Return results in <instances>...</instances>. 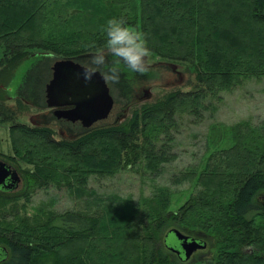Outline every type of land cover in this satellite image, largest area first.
Wrapping results in <instances>:
<instances>
[{
  "label": "trees",
  "instance_id": "trees-1",
  "mask_svg": "<svg viewBox=\"0 0 264 264\" xmlns=\"http://www.w3.org/2000/svg\"><path fill=\"white\" fill-rule=\"evenodd\" d=\"M61 2L0 0V17L9 18L0 20L8 63L21 62L36 47L68 57L95 50L104 45L101 28L107 20L122 18L145 34L153 53L196 63L197 78L207 87L171 94L127 124L59 142L48 128L11 126L19 157L34 166L23 174L21 196L29 199L34 188L62 189L83 197L87 210L53 212L46 229L58 235L54 242L40 237L35 244L18 229L0 225V264H187L190 260L170 249L171 231L179 226L221 240L218 257L201 264H264V120L237 123L236 147L211 154L204 170L198 157L209 152L207 146L195 157L190 152L186 170L171 171L181 156L178 139L188 135L186 116L198 123L209 111L213 119V98L222 101L223 92L264 77V0H74L81 3L77 10H84L70 21ZM240 15L245 18L238 25L230 20ZM57 16L60 30L44 34ZM120 174L153 182L169 176L172 185L159 184L151 195L138 197L89 191L92 181ZM175 185L185 189L174 190ZM188 190L190 201L178 212L169 211L172 196ZM141 227L152 233L142 236Z\"/></svg>",
  "mask_w": 264,
  "mask_h": 264
},
{
  "label": "rangeland",
  "instance_id": "rangeland-1",
  "mask_svg": "<svg viewBox=\"0 0 264 264\" xmlns=\"http://www.w3.org/2000/svg\"><path fill=\"white\" fill-rule=\"evenodd\" d=\"M67 1L62 0L61 3L62 5L67 4L64 9L66 10L65 15L69 19L68 21L74 17L81 16V12L84 9L77 10L78 5L81 3H75L74 0ZM92 3L95 2L92 1ZM96 5H99V3ZM232 9L236 10L233 6L231 7ZM98 13L99 16H102L101 18L106 16L104 10ZM93 14L95 12L91 13V15ZM240 16L228 18L238 25L245 18L243 15ZM6 17L8 16L3 15L0 20L8 21L9 18ZM58 19V16L55 17V21ZM258 26L259 30H262V25ZM59 30L56 21L47 27L44 34L51 35ZM101 33L103 35V31ZM256 35L258 36V34ZM221 37L226 39V35L222 34ZM102 38H105V36ZM95 50L83 52L76 57H68L36 47L30 49L28 51L30 53L21 62L8 63L4 57V50L0 46V160H6L12 164L21 177L18 189L13 191V194L0 195V225L11 230L18 229L21 231L20 233H23L26 241L31 240L38 244L40 243V237L43 239L46 237L54 242V237L58 235H54V232H49L46 229V225L51 219V214L70 208H74L77 211H85L87 210V205L86 201L84 202L82 199L83 197L75 196L70 191L57 188L39 190L34 188V191L29 192V199L21 196L26 188L23 174H26L24 173L26 170H34V166L19 157L17 151L19 148L12 141L10 128L16 124H24L29 128H48L52 132V137L58 142L66 139L61 132L70 137L68 139H72L94 130L87 128L81 122H73L60 114L66 108L49 107L47 104V86L52 80V68L58 60L72 58L80 65H84ZM149 64L150 71L145 75H139L123 69L121 81L118 85L113 86L107 83L111 96L116 104L119 105L117 114L119 121L115 124L129 123L137 112L144 111L145 108L166 99L171 94L182 92L197 93L207 87L205 80L199 81L197 78L198 65L196 63L174 60L153 53ZM170 77H172L173 83L168 82ZM145 90L149 91V96L144 97ZM222 94L224 98L222 101L216 98L212 99L213 119L209 118V111H205L204 118L198 123L197 121L199 120L193 116H186L184 133L188 135L187 137L184 136L183 139H178L181 146L175 149L179 150L178 153L181 156L179 155L180 157L174 164L175 166L171 167L172 174L180 172L178 168L186 170L192 162L189 155L190 152L195 157L197 155L196 151L200 152L203 147L207 146L209 152L203 158L202 155H198L200 159L198 164L201 162V170H204L209 163L208 160L211 154L236 147L237 135L234 126L237 123L251 121L255 122L254 124H258L264 120V77L260 79L251 77L246 80L243 86L235 87V89ZM115 124L113 122L111 125ZM111 125L96 129L107 128ZM25 147H28V144ZM244 164L246 163L244 162ZM169 166L167 167L169 168ZM121 175L123 174L104 180L102 183L92 181L90 187L92 190L89 191L104 197L113 195L138 197L139 195H151L154 187L159 184L172 185V179L169 176L153 182L152 179H147L145 176L124 174L123 178H120ZM181 188L185 189L183 186H173L174 190H180ZM191 198L192 190L173 195L169 211L178 212ZM261 198L263 201L264 194ZM170 227L174 228L175 226L170 225ZM141 228L142 236L152 233L151 229ZM177 228L188 236L204 239L208 243L207 249L199 250L192 256L190 261L193 264H201V262L218 257L221 241L219 237H209L204 233L181 226ZM172 243L178 245L179 241L176 237H173ZM190 261L187 264H190Z\"/></svg>",
  "mask_w": 264,
  "mask_h": 264
},
{
  "label": "water",
  "instance_id": "water-1",
  "mask_svg": "<svg viewBox=\"0 0 264 264\" xmlns=\"http://www.w3.org/2000/svg\"><path fill=\"white\" fill-rule=\"evenodd\" d=\"M52 71V80L47 86L49 107L69 108L60 114L73 122H81L89 129L118 123L119 105L99 74L86 81L82 65L72 58L58 60ZM20 182L18 170L7 161L0 160V192L16 191ZM171 232L179 244H173L170 249L185 261H189L197 251L207 248L206 242L188 236L179 229H172Z\"/></svg>",
  "mask_w": 264,
  "mask_h": 264
},
{
  "label": "clouds",
  "instance_id": "clouds-1",
  "mask_svg": "<svg viewBox=\"0 0 264 264\" xmlns=\"http://www.w3.org/2000/svg\"><path fill=\"white\" fill-rule=\"evenodd\" d=\"M105 42L82 65L83 78L90 81L99 74L108 84L118 85L123 69L139 75L150 71L152 50L145 34L127 25L122 18H110L102 29Z\"/></svg>",
  "mask_w": 264,
  "mask_h": 264
},
{
  "label": "flooded vegetation",
  "instance_id": "flooded-vegetation-1",
  "mask_svg": "<svg viewBox=\"0 0 264 264\" xmlns=\"http://www.w3.org/2000/svg\"><path fill=\"white\" fill-rule=\"evenodd\" d=\"M168 82H170V83H173L174 81L172 80V77H170V80L168 81ZM146 96H149V91L148 90H145V96L144 97H146ZM66 109H69V108H66ZM66 109H64V110H66ZM119 120V119H118ZM61 134L66 138V139H68V138H70V137H68L65 133H63V132H61ZM74 138V137H73ZM6 161V160H5ZM9 163V162H8ZM10 164V163H9ZM10 165H12V164H10ZM13 166V165H12ZM14 167V166H13Z\"/></svg>",
  "mask_w": 264,
  "mask_h": 264
}]
</instances>
